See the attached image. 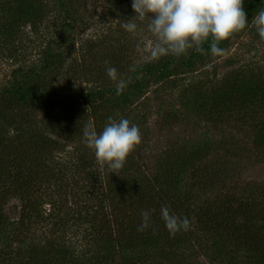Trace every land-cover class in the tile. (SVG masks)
<instances>
[{
  "label": "trees",
  "instance_id": "16d2710c",
  "mask_svg": "<svg viewBox=\"0 0 264 264\" xmlns=\"http://www.w3.org/2000/svg\"><path fill=\"white\" fill-rule=\"evenodd\" d=\"M85 7L86 2L78 0H0V40L13 38L21 42L23 29L28 26L36 30L42 23L46 29L52 27L49 35L54 36L53 42L43 47L37 64L20 62L10 69L12 74L7 83L0 86V264H132L136 261L150 264L151 260L157 264L174 263L177 257L173 249L184 246L193 234L181 230L170 235L160 218L162 205L179 217H187L190 226L196 222L199 233L213 234L216 239L227 217L237 221L232 226L241 233L246 250L251 253L256 246L249 239L252 235L249 229L256 225L263 232L264 216L254 210L256 216L249 218L243 212V218L240 216L238 221L236 209L229 208L235 197L217 205L207 198L201 200L204 195L194 194L206 191L203 184L207 187L208 182H214L201 177L199 166L195 168L197 162L206 159L200 150L181 155L177 160L172 157L163 179L155 171L140 178L132 177L134 180H123L122 176L119 179L106 166L103 170L95 156L89 157L84 127L92 124L97 132L102 131L109 116L143 95L149 83L140 72L144 76L156 75L155 83H158L193 71L199 62L214 56L189 49L180 57L153 58L134 70V79L125 80L127 86L120 94L106 76L97 77L88 71V67L94 68L96 64L85 60L83 67H88L84 71L75 69L80 71L74 75L84 73L89 84L86 90L81 93L69 88L58 97L45 85L48 71L55 77L64 68V53L55 51L52 45L68 44L65 42L69 33L79 26L76 12H83ZM243 7L250 20L264 9V0H244ZM246 29L254 34L251 26ZM237 33L220 42L219 47L224 50ZM204 47L207 49L208 44ZM6 48L1 47L0 53L5 51L8 58L16 60L17 48L13 46L11 52ZM240 68L237 73L242 75L225 81L222 90L207 94L192 86L196 96L210 101L211 106L197 105L201 112L222 116L226 110L238 109L241 113L248 112L252 119V113L256 116L257 109L264 108V71L261 67ZM255 119L250 128L254 133L253 144L263 150L264 122ZM68 146L73 148L66 150ZM93 163L97 166L94 169ZM155 165L159 172L165 164L157 161ZM188 169L203 181L197 189L185 183ZM50 183L60 188L61 201L50 200L53 207L46 212L43 202L37 201L34 194L36 189ZM69 195L75 197L71 205L67 201ZM12 199L18 203L13 202L6 210L5 205ZM246 203V206L240 203V207L257 208L251 199ZM149 209L153 210L150 226L137 231L141 212ZM11 212L16 216L10 217ZM257 218L263 220L259 225L255 222ZM45 232L49 238L43 235ZM162 242L167 249L161 246ZM257 249V257L264 260V248Z\"/></svg>",
  "mask_w": 264,
  "mask_h": 264
},
{
  "label": "rangeland",
  "instance_id": "374dc122",
  "mask_svg": "<svg viewBox=\"0 0 264 264\" xmlns=\"http://www.w3.org/2000/svg\"><path fill=\"white\" fill-rule=\"evenodd\" d=\"M78 1L86 2L83 12H76L79 26L69 33V38L65 42L68 44L58 47L54 42L52 45L55 51L60 50L64 53L63 71L55 77L50 76L52 73L49 71L45 75L46 88L58 97L69 88L77 89L81 93L86 90L89 84L84 73L80 76L74 75L75 72L84 71L85 67H88H83L86 61L96 64L94 68L88 67V71L97 77L106 76V80H110L112 85L116 86L107 75V67L117 68L121 79L133 80L134 70L153 59L151 48L154 37L147 29V19L143 23L138 22L139 28L135 35L121 27L127 19L135 15L131 8V0ZM247 26H251L254 34L247 32L246 28L238 32L231 38L222 55L214 56L212 59L206 58L199 62L193 71L174 75L158 83H155L156 75L144 76L140 72L142 77H146L145 81L149 83V87L143 95L137 96L127 107L117 109L109 118L114 121L126 118L137 125L142 137L141 143L126 158L119 175L112 173L106 164L97 160L102 164L103 170L106 166L112 176L116 175L118 178L122 176L123 180L151 175L154 171L158 178L163 179L169 171L167 167L171 164L172 157L177 160L179 156H187L198 149L200 154H206V159L197 162L195 168L199 166L202 170L201 177L210 178L214 182H208L207 187L203 184L206 191L201 190L194 194L204 195L201 200L207 198L217 205L226 204L228 199L235 197L236 200L231 201L229 208L232 211L236 209L238 221L243 212L249 218L252 215L256 216L254 210L264 216V149L255 148L254 133L250 130L252 122L256 121L255 118L264 122V108H258L256 116L252 113L251 117L254 119H250L248 112L241 113L238 109L226 110L222 116L219 114L214 116L209 112L205 115L197 105L207 103L211 106L210 101L196 96L193 91L195 88L192 87H200L199 91L210 94L222 90L225 81L239 78L242 74L237 72H240L241 66L261 67L264 71V40L259 37L253 19L249 20ZM51 28L46 29L43 23L36 30H31L27 26L23 29L21 42L13 38L0 40V48L7 47L6 51L11 52L14 46L18 54L17 59L12 61L5 51L0 53V86L7 83L12 74L10 69L20 62L25 64L39 62L43 47L53 42L54 36L49 35ZM99 119L104 118L98 117ZM87 121L89 123V118ZM72 148L68 146L66 150ZM93 152L90 149V158L95 156ZM157 161L165 164L159 172L155 165ZM91 165L93 169L97 167L95 163ZM193 174L194 172L191 173V169H188L185 183L197 189L203 181ZM215 179L220 181L216 182ZM202 191L205 193L202 194ZM61 193L60 188L50 183L36 189L34 197L37 201L43 202V210L48 212L53 207L50 200L58 203L61 201ZM73 199L75 197L69 195L68 204L71 205ZM250 199L257 204L256 209L240 207V203L246 206ZM13 202L18 203L15 199L9 200L4 208L9 209ZM9 216H16V213L11 212ZM262 221L257 218L255 222L259 225ZM236 222L227 217L217 239L213 234L199 233L198 224L192 222L194 225L189 226L187 230V233L193 234L192 238L181 248L173 249L177 258L171 264H264V260L257 257V248H264V231H260L256 225L249 229L252 234L249 239L256 246L250 253L246 250L247 245L240 236L241 233L232 226ZM42 231L43 228L40 232ZM43 235L49 238L47 232ZM58 235L60 236V233ZM161 246H164V249L168 248L163 242ZM132 264L149 262L136 261ZM150 264L157 263L151 260Z\"/></svg>",
  "mask_w": 264,
  "mask_h": 264
},
{
  "label": "clouds",
  "instance_id": "9594fccd",
  "mask_svg": "<svg viewBox=\"0 0 264 264\" xmlns=\"http://www.w3.org/2000/svg\"><path fill=\"white\" fill-rule=\"evenodd\" d=\"M243 4L244 0H131L135 15L121 27L135 35L139 23L147 19V29L154 37L151 48L154 59L166 55L180 57L186 55L189 49L219 56L224 51L219 47L220 42L248 25ZM252 19L259 37L264 40V9ZM205 44H208L207 49ZM106 72L116 83L117 94H120L127 82L120 78L115 67H107ZM83 138L87 147L94 151L96 159L118 175L126 158L142 139L139 127L126 118L119 121L109 118L100 132L88 124L84 127ZM152 211L141 212L142 219L137 231L142 232L150 226ZM160 218L170 235L187 231L190 226L187 217L173 214L166 205L160 208Z\"/></svg>",
  "mask_w": 264,
  "mask_h": 264
}]
</instances>
